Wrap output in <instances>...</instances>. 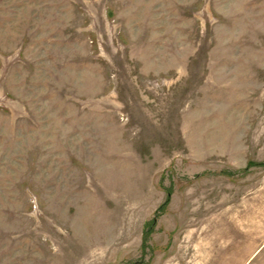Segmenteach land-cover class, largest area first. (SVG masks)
<instances>
[{"label":"rangeland","instance_id":"374dc122","mask_svg":"<svg viewBox=\"0 0 264 264\" xmlns=\"http://www.w3.org/2000/svg\"><path fill=\"white\" fill-rule=\"evenodd\" d=\"M0 264H264V0H0Z\"/></svg>","mask_w":264,"mask_h":264}]
</instances>
